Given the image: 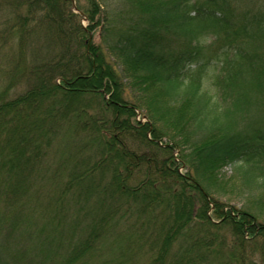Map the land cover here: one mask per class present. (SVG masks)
Segmentation results:
<instances>
[{
    "label": "trees",
    "instance_id": "16d2710c",
    "mask_svg": "<svg viewBox=\"0 0 264 264\" xmlns=\"http://www.w3.org/2000/svg\"><path fill=\"white\" fill-rule=\"evenodd\" d=\"M71 1L0 0V264H264V1Z\"/></svg>",
    "mask_w": 264,
    "mask_h": 264
},
{
    "label": "rangeland",
    "instance_id": "374dc122",
    "mask_svg": "<svg viewBox=\"0 0 264 264\" xmlns=\"http://www.w3.org/2000/svg\"><path fill=\"white\" fill-rule=\"evenodd\" d=\"M262 1H264V0H262ZM262 1H260V2H262ZM100 2L102 3V6L105 8V10H107L108 14H110L111 17L115 18L116 20L118 19V15L121 12L126 11V9H127L124 5H122L123 4L122 0H100ZM74 3H77V2L72 0L71 1V7H72L73 11L76 12L80 16V21L82 22V24L87 25V23H88L87 18L83 15V13L81 11L75 9ZM94 37H95L94 39L96 41H100V29H98L95 32ZM211 40H212L211 36L205 37L206 44L210 43ZM15 52H16L15 46L12 45L11 43H7L5 45V47L1 50L2 55L0 56V88L2 85L5 84L2 81V78H4L2 75L4 74V69L9 67V60L10 59H8V58L10 55H15ZM10 84H12V81H10ZM27 84H28V79H26V78H23L22 80L18 81L16 84V87L14 89L12 86L10 96L11 97H13L14 95L16 96V94L18 92L25 89V86ZM138 118H140V117H138ZM143 120H146L145 117H143ZM174 154L176 156H178L177 151ZM178 159H179V157H178ZM186 171L187 170L184 167H180V172L185 173ZM224 174L227 177V179L230 180V178H232L231 175L233 174V169L230 165L225 168ZM241 191H242L241 189H238V187H235V186H228L225 188L224 193L221 197V200L230 203V205L229 204L225 205L224 210L226 212L229 211L230 209H232L231 208L232 206H236L237 208H240V206L243 204V202H246V203L248 202L246 197L242 195ZM230 231L232 232L231 228H230ZM103 247L104 246L101 247V250H102V252H104V254H103L104 256H106L108 258V257H110V255L111 256L113 255L111 253L109 255L107 252H105ZM115 254H118V253L115 252ZM96 260L97 259L92 260V263L94 264V262H96ZM147 260H148V258L144 254H141L137 258H134V261H137L138 264H146Z\"/></svg>",
    "mask_w": 264,
    "mask_h": 264
}]
</instances>
